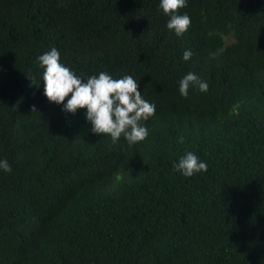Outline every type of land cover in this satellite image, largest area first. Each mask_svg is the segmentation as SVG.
<instances>
[{
  "label": "trees",
  "instance_id": "trees-1",
  "mask_svg": "<svg viewBox=\"0 0 264 264\" xmlns=\"http://www.w3.org/2000/svg\"><path fill=\"white\" fill-rule=\"evenodd\" d=\"M159 5L0 0V264H264V0H186L179 37ZM52 48L84 80L132 76L147 139L50 102ZM189 72L207 92L180 95ZM188 151L206 172L174 168Z\"/></svg>",
  "mask_w": 264,
  "mask_h": 264
},
{
  "label": "clouds",
  "instance_id": "clouds-1",
  "mask_svg": "<svg viewBox=\"0 0 264 264\" xmlns=\"http://www.w3.org/2000/svg\"><path fill=\"white\" fill-rule=\"evenodd\" d=\"M159 7L165 15L170 16L167 22L169 30H174L178 37L188 31L191 18L187 14H177L179 9L186 7V0H160ZM191 56V51L186 50L183 59L187 61ZM38 60L44 69V95L50 102L63 105V110L72 114L86 109L91 131L109 135L113 143L121 136L129 146L147 139L149 131L143 122L155 116L156 106L142 97L138 91L139 83L132 76L114 79L107 72H100L98 76L93 75L84 80L60 62V53L56 48L42 54ZM32 83L36 85L34 80ZM192 87L207 92L209 85L189 72L179 82L180 95L187 98ZM179 142L183 143V137ZM174 168L185 177L208 170L207 164L191 151L186 152ZM0 169L9 173L12 171L6 159L0 160Z\"/></svg>",
  "mask_w": 264,
  "mask_h": 264
}]
</instances>
